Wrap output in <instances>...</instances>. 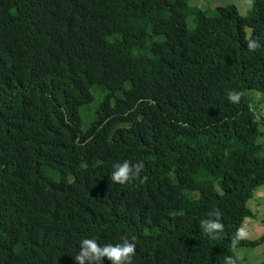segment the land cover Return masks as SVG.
I'll return each instance as SVG.
<instances>
[{
	"label": "trees",
	"instance_id": "16d2710c",
	"mask_svg": "<svg viewBox=\"0 0 264 264\" xmlns=\"http://www.w3.org/2000/svg\"><path fill=\"white\" fill-rule=\"evenodd\" d=\"M246 92L264 99V0H0V264H76L82 239L125 235L133 264H242L264 242L232 243L264 185ZM125 160L140 178L111 182Z\"/></svg>",
	"mask_w": 264,
	"mask_h": 264
},
{
	"label": "clouds",
	"instance_id": "9594fccd",
	"mask_svg": "<svg viewBox=\"0 0 264 264\" xmlns=\"http://www.w3.org/2000/svg\"><path fill=\"white\" fill-rule=\"evenodd\" d=\"M249 51H256L261 47L257 39L249 38L247 40ZM227 98L232 103H237L240 99V93L236 90H228ZM110 181L116 184H126L134 179H139L141 171L144 168L142 161L133 164L125 160L122 163L117 162L112 166ZM146 179V177H145ZM222 213L214 209L208 213V219L200 222V227L212 238H218L223 233L224 225L221 223ZM243 238V230H238L233 237V247ZM136 255L135 238L131 240L125 235L121 237V242L117 244H99L93 238H84L79 242V251L75 254L76 264H104L107 259L111 264H133ZM224 264H235L231 256H226Z\"/></svg>",
	"mask_w": 264,
	"mask_h": 264
},
{
	"label": "rangeland",
	"instance_id": "374dc122",
	"mask_svg": "<svg viewBox=\"0 0 264 264\" xmlns=\"http://www.w3.org/2000/svg\"><path fill=\"white\" fill-rule=\"evenodd\" d=\"M252 0H190V4L201 6L211 11L216 6L226 4L235 5L240 15H245L251 7ZM248 33V30L246 31ZM250 98V106L258 116L264 119V99L262 94L257 92H246ZM258 118V117H257ZM261 127V126H260ZM264 131V125L262 126ZM259 141L263 142L264 137ZM248 206L254 213L253 218H246L240 230H243V237L246 239H257L264 234V185L254 190L253 197L248 201ZM235 253L242 264H264V242L254 247H241Z\"/></svg>",
	"mask_w": 264,
	"mask_h": 264
}]
</instances>
